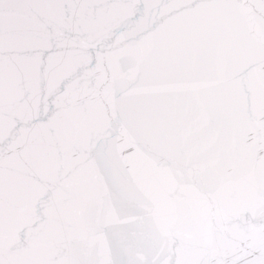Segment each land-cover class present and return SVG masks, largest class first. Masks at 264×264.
Returning a JSON list of instances; mask_svg holds the SVG:
<instances>
[{"label": "snow or ice", "instance_id": "6c2138e0", "mask_svg": "<svg viewBox=\"0 0 264 264\" xmlns=\"http://www.w3.org/2000/svg\"><path fill=\"white\" fill-rule=\"evenodd\" d=\"M0 264H264V0H0Z\"/></svg>", "mask_w": 264, "mask_h": 264}]
</instances>
